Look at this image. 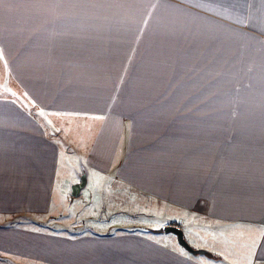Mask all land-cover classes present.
I'll return each instance as SVG.
<instances>
[{"label":"crops","instance_id":"0c3cea01","mask_svg":"<svg viewBox=\"0 0 264 264\" xmlns=\"http://www.w3.org/2000/svg\"><path fill=\"white\" fill-rule=\"evenodd\" d=\"M72 1H83V15L64 26L118 29L120 40L131 35L129 42L144 43L145 59L159 61L161 68L171 66L186 84L183 88L208 92L207 116L192 119L191 149L176 146L166 155L165 162L175 164L177 179L184 181L177 197L183 213L170 224L182 227L195 248L218 254L227 263L187 252L177 235L164 231L165 221L148 232L120 229L119 221L109 220H101L107 221L100 222L101 232L95 225L85 227L88 219L96 221L104 212H97L95 202L84 195L89 184L80 196H71L76 169L71 150L57 140L55 129L58 119L81 125L77 118L83 114L54 110L68 103H37L39 109L31 112L2 93L6 87L0 79V215L8 220L0 228L11 229L0 230L1 237L36 251L40 259L46 256L48 264H264V0H0V77L6 75L10 55L20 51L14 28H33L23 36L34 42L45 27L38 24L40 15ZM174 18L179 21L166 33L163 27ZM57 20L49 19L51 28ZM7 45L16 47L8 50ZM170 56L165 67L161 61ZM203 123L207 140L200 143ZM119 134L118 126H107L103 143L113 150ZM68 197L76 208L83 202V213L87 206L83 227L69 225L57 234L45 230L54 229L50 223L37 231L15 223L27 216L49 219L67 208ZM0 264L29 263L0 246Z\"/></svg>","mask_w":264,"mask_h":264},{"label":"rangeland","instance_id":"374dc122","mask_svg":"<svg viewBox=\"0 0 264 264\" xmlns=\"http://www.w3.org/2000/svg\"><path fill=\"white\" fill-rule=\"evenodd\" d=\"M81 15L83 1H72L59 11L41 14L38 24L45 27L40 28L34 42L23 36L33 28L15 27L16 41H21V47L20 51L10 55L6 75L0 77L6 87L2 93L25 103L31 112L39 109L37 103H52L59 107L61 103H68L65 108L54 110L83 114L77 118L82 121L81 125L71 126L58 119L60 124L55 123V129L57 140L71 150L76 174L70 184L79 181L78 173L84 166L89 180L84 195L95 202L93 206L97 212H104L95 218L96 221L88 219L89 224L85 227L95 225L101 232L100 222L107 223L101 220H109L119 221L120 229L148 232L151 228L161 227L164 221L169 224L177 220L178 213H183L177 197L184 181L177 179L176 165L165 162L166 155L174 153L176 146L191 149L195 141L192 119L207 116L208 92L193 93L183 88L186 84H182L181 77L171 66L161 68L159 61L145 59L144 43L129 42L131 35L120 40L116 32L122 31L118 29L64 26L66 22L81 19ZM52 18L59 19L55 28L49 24ZM176 21L179 20L174 18L163 27L166 33L172 32V24ZM106 23L109 22H103ZM115 24L117 28L123 25L118 16ZM158 44L161 49L165 47L162 45L165 42L158 41ZM16 45L5 48L11 50ZM152 54L164 55L156 50H152ZM16 55L23 58H15ZM170 60L171 56L161 63L166 67ZM154 63L157 66L152 67ZM44 109L47 115V109ZM60 115L56 114L57 117ZM111 120H114L113 124L109 123ZM107 126L120 128L113 150V145L108 147L102 140V130ZM199 127L200 133L197 130L196 133L200 134L202 143L207 140V126L203 123ZM185 190L190 194V188ZM66 199V207L71 213L67 208L62 210L63 204L62 211L49 219L43 215L27 216L15 223L23 224L20 227H28L30 231H37L38 227L45 229L50 223L54 229L45 230L57 234L69 225L77 224V229L83 227V216L88 217L87 206L85 214L83 202L76 208L75 202L68 203L69 197ZM66 214L68 217L64 218ZM4 219L1 214L0 226L6 225L8 220ZM9 240L0 235L3 250L20 255L25 263L48 264L46 256L40 259L36 251L17 248Z\"/></svg>","mask_w":264,"mask_h":264},{"label":"water","instance_id":"95a60500","mask_svg":"<svg viewBox=\"0 0 264 264\" xmlns=\"http://www.w3.org/2000/svg\"><path fill=\"white\" fill-rule=\"evenodd\" d=\"M79 181L74 182L71 184L70 187V194L73 197H78L81 195V192L87 187L88 185V173L84 166H82V172L78 173ZM164 231L167 233H174L177 235L178 241L182 247L189 253L194 255H205V249L195 248L186 238L184 229L175 224H167L163 227Z\"/></svg>","mask_w":264,"mask_h":264},{"label":"trees","instance_id":"16d2710c","mask_svg":"<svg viewBox=\"0 0 264 264\" xmlns=\"http://www.w3.org/2000/svg\"><path fill=\"white\" fill-rule=\"evenodd\" d=\"M205 255L208 256V257H210V258H213V259H216V260H221L223 262H226L220 255L215 254V253H213L211 251H208V250L206 251Z\"/></svg>","mask_w":264,"mask_h":264}]
</instances>
